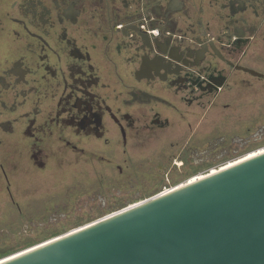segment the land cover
Listing matches in <instances>:
<instances>
[{
	"label": "flooded vegetation",
	"instance_id": "1",
	"mask_svg": "<svg viewBox=\"0 0 264 264\" xmlns=\"http://www.w3.org/2000/svg\"><path fill=\"white\" fill-rule=\"evenodd\" d=\"M259 149L264 0H0V202L155 158L166 194Z\"/></svg>",
	"mask_w": 264,
	"mask_h": 264
},
{
	"label": "water",
	"instance_id": "2",
	"mask_svg": "<svg viewBox=\"0 0 264 264\" xmlns=\"http://www.w3.org/2000/svg\"><path fill=\"white\" fill-rule=\"evenodd\" d=\"M32 248L1 264H264V153Z\"/></svg>",
	"mask_w": 264,
	"mask_h": 264
},
{
	"label": "rangeland",
	"instance_id": "3",
	"mask_svg": "<svg viewBox=\"0 0 264 264\" xmlns=\"http://www.w3.org/2000/svg\"><path fill=\"white\" fill-rule=\"evenodd\" d=\"M262 152L264 149L255 150L235 163L211 167L208 172L201 170L195 176L204 175L196 179ZM162 161L160 158L140 160L138 171L121 178L114 169L111 178L108 176L110 180L104 181L97 175L99 172L87 166L36 172L17 186L14 199L20 208L8 196L1 198L0 261L171 189L174 181L159 176L160 169L166 170Z\"/></svg>",
	"mask_w": 264,
	"mask_h": 264
},
{
	"label": "bare ground",
	"instance_id": "4",
	"mask_svg": "<svg viewBox=\"0 0 264 264\" xmlns=\"http://www.w3.org/2000/svg\"><path fill=\"white\" fill-rule=\"evenodd\" d=\"M262 153H264V152H262ZM262 153H259V154H257V155H254V156H250V158H248V159H251V158H253V157H256V156H258V155H260V154H262ZM248 159H246V160H248ZM246 160H244V161H246ZM241 162H243V161H241ZM241 162H239V163H241ZM239 163H237V164H239ZM237 164H235V165H237ZM232 166H234V165H231V166H229V167H232ZM226 168H228V167H226ZM226 168H224V169H226ZM221 170H223V169H221ZM219 170H217V171H214L213 173H217ZM213 173H211V174H213ZM205 178V177H204ZM203 179V178H202ZM194 180L195 181H193V182H190V183H194V182H196V181H198V180H200V179H196V178H194ZM167 194V193H166ZM164 195V194H163ZM138 205V204H137ZM135 206V205H134ZM133 207V206H132ZM46 244V243H45ZM45 244H43V245H45ZM33 249V248H32ZM31 250V249H30ZM30 250H28V251H30ZM28 251H26V252H28ZM26 252H23V253H26ZM22 254V253H21ZM21 254H18V255H21ZM18 255H15V256H13V257H11V258H8V259H6V260H3V261H0V264L1 263H3V262H5V261H8L9 259H12V258H14V257H17Z\"/></svg>",
	"mask_w": 264,
	"mask_h": 264
}]
</instances>
